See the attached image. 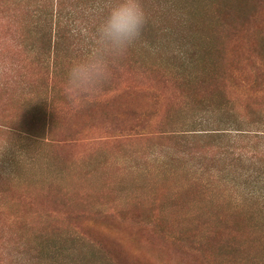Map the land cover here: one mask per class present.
I'll list each match as a JSON object with an SVG mask.
<instances>
[{"label":"rangeland","instance_id":"1","mask_svg":"<svg viewBox=\"0 0 264 264\" xmlns=\"http://www.w3.org/2000/svg\"><path fill=\"white\" fill-rule=\"evenodd\" d=\"M111 2L0 0V264H264V0H141L70 94Z\"/></svg>","mask_w":264,"mask_h":264},{"label":"clouds","instance_id":"2","mask_svg":"<svg viewBox=\"0 0 264 264\" xmlns=\"http://www.w3.org/2000/svg\"><path fill=\"white\" fill-rule=\"evenodd\" d=\"M98 15L83 55L67 70L70 94L87 95L101 87L111 75L112 64L136 43L148 22L141 0H113Z\"/></svg>","mask_w":264,"mask_h":264}]
</instances>
